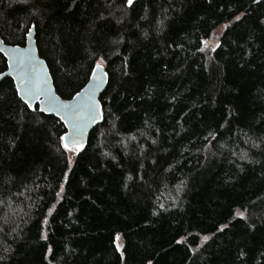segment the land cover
Here are the masks:
<instances>
[{
    "label": "trees",
    "instance_id": "trees-1",
    "mask_svg": "<svg viewBox=\"0 0 264 264\" xmlns=\"http://www.w3.org/2000/svg\"><path fill=\"white\" fill-rule=\"evenodd\" d=\"M31 27L62 98L107 84L71 160L0 80V264H264V0H0Z\"/></svg>",
    "mask_w": 264,
    "mask_h": 264
},
{
    "label": "water",
    "instance_id": "water-1",
    "mask_svg": "<svg viewBox=\"0 0 264 264\" xmlns=\"http://www.w3.org/2000/svg\"><path fill=\"white\" fill-rule=\"evenodd\" d=\"M0 54L7 68L0 80L10 77L19 98L29 107L58 118L65 127L62 144L66 149L85 146L91 130L102 119L100 95L107 84V73L100 64L94 66L86 84L71 98H62L53 85L46 61L40 56L34 28L31 27L24 45H10L0 39Z\"/></svg>",
    "mask_w": 264,
    "mask_h": 264
},
{
    "label": "rangeland",
    "instance_id": "rangeland-1",
    "mask_svg": "<svg viewBox=\"0 0 264 264\" xmlns=\"http://www.w3.org/2000/svg\"><path fill=\"white\" fill-rule=\"evenodd\" d=\"M222 30H223V25L222 24H220V25H218L216 27V29H215V31L213 33V36L210 37V39L205 42L204 47H205L206 50H208L213 45V43H212L213 41H216L218 39V37L221 34ZM96 64H100L101 66L103 65L100 61L98 63H96ZM67 151H68L69 158L72 160V158H73V156H74V154L76 152V149H68ZM116 243H117V246L119 247V245H120L119 237H118V239H116Z\"/></svg>",
    "mask_w": 264,
    "mask_h": 264
},
{
    "label": "snow or ice",
    "instance_id": "snow-or-ice-1",
    "mask_svg": "<svg viewBox=\"0 0 264 264\" xmlns=\"http://www.w3.org/2000/svg\"><path fill=\"white\" fill-rule=\"evenodd\" d=\"M133 3H134V0H127V4H128L129 6H132ZM237 19H239V17H237ZM99 68H100V65L97 64V65H96V69H99ZM93 71L95 72V69H94ZM77 95H79V93H77ZM61 139H63V137H62ZM65 147H67V145H66ZM78 150H79V149H77V151H78ZM238 215H242V214L238 213ZM117 239H118V237H117ZM204 239L207 240L208 237H204Z\"/></svg>",
    "mask_w": 264,
    "mask_h": 264
},
{
    "label": "bare ground",
    "instance_id": "bare-ground-1",
    "mask_svg": "<svg viewBox=\"0 0 264 264\" xmlns=\"http://www.w3.org/2000/svg\"><path fill=\"white\" fill-rule=\"evenodd\" d=\"M65 148V147H64ZM66 149V148H65ZM66 150H68V149H66Z\"/></svg>",
    "mask_w": 264,
    "mask_h": 264
}]
</instances>
